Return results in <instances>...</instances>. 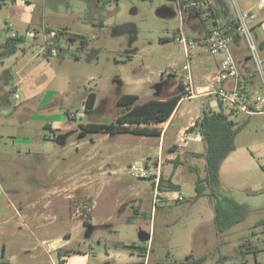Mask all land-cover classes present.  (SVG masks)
Wrapping results in <instances>:
<instances>
[{
    "label": "rangeland",
    "instance_id": "obj_1",
    "mask_svg": "<svg viewBox=\"0 0 264 264\" xmlns=\"http://www.w3.org/2000/svg\"><path fill=\"white\" fill-rule=\"evenodd\" d=\"M98 1L45 0L46 23L60 32L65 29L57 55L46 59L40 45L21 43L26 52L23 54L24 50L19 49L6 59L15 76L9 84L0 82V90L7 93L10 102L2 106L0 100V264H59L57 252L48 249L42 240L64 239L63 233L72 231L80 219L68 221L66 217L64 221H43L36 216V209L45 202L53 209L49 211L51 213L61 205L82 204L72 211L77 217L84 214L82 207L85 204H94L96 225H102L100 222L104 223L107 216H111V227L106 230L111 231L107 233L96 228L93 236L87 238L84 236L86 228L80 226L73 230L78 234L68 242L67 248L84 250L86 254L73 255L68 264H99L100 261L120 264L119 259L126 249L116 247L115 242L135 241L137 244L140 231L150 234V264H198L193 258L208 249L210 252L203 264H216L219 250L226 253L237 248L244 250L246 246L241 244H248L257 237L251 231H261L259 225L252 226V220L264 213H248L227 228L217 226L214 223V205H219L217 195H211L207 189L205 195L194 201L197 172L187 166L190 158L182 151L186 148L184 145L173 147L174 153L185 162L176 176L180 189L167 191L165 199L159 192L161 202L153 209V183L149 179L132 177L128 165L157 153H161L164 164L172 163L173 159L166 157L169 150L163 147L160 152L159 137L129 133L97 135L79 129L81 122H110L117 113L114 100L120 91L134 89L140 94L139 102H143L146 95H154L155 85L162 80L171 77L178 80L185 61L182 44L174 40L180 26L176 0H114L117 5L114 4L113 10ZM237 1L244 9V4L258 0ZM164 7L173 13L165 12ZM255 11L257 19L252 32L264 64V23L260 22H264V6ZM85 15L95 20L101 15L106 19V25H90L82 19ZM2 21L0 17V27ZM62 23L69 27H61ZM65 31L84 36L86 42L64 38ZM208 56L209 74L214 76L215 57ZM193 63L201 69L202 65L197 61ZM173 65L177 67V73L165 76V79L157 76L158 71ZM119 83L122 84L120 88ZM177 85L175 81L167 90L175 91ZM89 91H95L100 101L108 105L86 113L83 99ZM14 93L18 94L17 98ZM207 98L214 106H219L214 94H208ZM184 100L183 105L190 103L184 110V113L190 110V118L185 113L181 118L173 119V128L188 125L181 137L191 130L189 122L195 120L199 108L196 99ZM50 103L52 105L46 107ZM67 112L69 115L74 112V115L70 118ZM240 124L237 143L264 141V115ZM62 134L67 135L64 144L56 141ZM193 162L202 173L201 159H193ZM259 163L264 165V157L258 159ZM252 171L254 174L246 187L263 186L264 171L257 164ZM80 172L81 182L85 175L96 174V184L91 186L89 198L81 188L80 197L74 192V198L70 200L66 198L69 190L64 192V187L73 181H69L70 177ZM182 195L184 198L178 200L177 197ZM226 196L236 203H250L253 199L257 203L264 201V196L250 197L241 191L228 192ZM126 201L139 204L138 213L131 221L125 216L120 217L125 207L121 206ZM102 234L106 236L101 239ZM244 256V261L237 257L228 262L264 264V251L256 260L252 252Z\"/></svg>",
    "mask_w": 264,
    "mask_h": 264
},
{
    "label": "crops",
    "instance_id": "obj_2",
    "mask_svg": "<svg viewBox=\"0 0 264 264\" xmlns=\"http://www.w3.org/2000/svg\"><path fill=\"white\" fill-rule=\"evenodd\" d=\"M98 2H101L103 6H107L110 10H113L114 4H115V7L117 5L116 1L114 2V0H100ZM176 2L178 4L177 0ZM184 2H187V0H185ZM210 2L214 6L213 13H214V16H216L215 21L221 22V25L224 27L232 18V11L230 10L227 0H210ZM44 3H45V0H0V17L3 18V21L0 27V43H2L7 36L17 34V35L23 36L24 41L22 43H25V44L28 43L29 45L31 44L36 47L41 45L43 43V40L40 37L33 38L31 35H29V32L36 31L38 29H41L42 27L53 28L46 23L47 15L44 11V6H43ZM39 4H40V8L38 9ZM262 6H264V0H258L256 3L254 2V3H248V4L243 5L244 9H253L255 13H256L255 10L259 9ZM99 8L102 9L101 6H99ZM164 11L172 12V10L168 9V7H164ZM82 17H83L82 19L86 21L87 23H89L90 25L98 24L100 26H105L107 22L106 19H104L101 15L97 18V20L87 15L82 16ZM179 18H180V26L178 28L181 27L186 31V33L192 36H196V37L202 36L213 25L212 23L213 19H208L204 17L201 10H198L197 8H193V7L186 6L184 9L182 18L180 16ZM260 22L261 24L264 23L263 20L262 21L260 20ZM62 24L63 25H61V27H65V28L69 27L68 24H64V23ZM19 49H21L22 51L24 50L23 54L26 52L25 47L22 45H19ZM230 49H231L234 59L236 60L238 64V68L240 72L247 74L251 68V62L247 57V51H246V47H245L243 40L235 35L230 43ZM17 51L14 54H11V56L15 55ZM92 54H94V52H92ZM208 55L209 54L205 52L203 47H198L195 50V57L193 61L195 62L197 61L200 65H202L200 67L201 68L200 70L197 69L196 66L194 67V63L192 66L194 77H195V89L197 92L195 96L190 97L189 100L196 99V103L199 105L198 112L195 116L196 117L195 120L199 116L200 108H211L212 110H216V111L220 109V106L218 107L214 106L212 104V101L207 98L208 94L213 95L210 93L211 92L210 90L214 86H217L215 79H214L215 75L210 76L209 74L210 73L209 66L206 60V56ZM9 56L10 55L6 57H0V82H3V84L5 85L9 84L14 79V76H15L14 73L12 72L11 66L7 65L6 63V59H8ZM214 61H215L216 68H217V59L214 58ZM158 73L159 71L157 72V76H158ZM180 80L182 81V76H180L178 80H174L172 77L166 81L162 80L160 83L155 85L154 95L153 96L146 95V98L144 99V101L148 99H152V98L163 97L165 94L169 92L167 90L168 86L171 83H174L175 81H177L178 83ZM258 83L259 82L256 77L250 78L247 85H245V91L249 93L250 95H252L255 91L259 89ZM121 86L122 84L119 85V88ZM124 93L137 94L139 97V100L141 98L139 92L133 89L128 92H122V91L118 92L117 96L115 97V100L121 94H124ZM204 97L206 99L202 100V98ZM199 98L201 99L200 101H198ZM184 99L185 98H182L178 102L169 121H167L165 124L158 126V128H160L161 130L160 136H158L159 141L161 143L160 152L163 149V147H165L167 151L169 150V152H167L166 157L168 159H174L178 157V154L174 153V151H171L173 147L175 145H176L175 147H180L181 145H184L186 148H184V150L182 151L186 153V158H190V163L188 164L197 167L198 168L197 176L199 175L201 178H203L206 174L205 159L202 156H199V157L196 156V154L202 153L204 151V144L202 141V137L198 129L196 128V125L192 126L191 127L192 129L190 128L191 130L187 131L184 137H181V135L184 134V131L186 129L188 130L187 124L180 125L177 128L176 127L173 128V119L181 118L182 115H185V113L189 116V118L191 116V114H188L190 110L184 113V110L190 104L189 103V104L183 105V102L185 101ZM0 100H2L1 101L2 106H6L10 104L9 96L7 95V93L6 94L2 93L1 90H0ZM105 103L100 101V97L96 93V101H95L94 110L99 107L103 108L105 105H108ZM49 105H52V103L47 104L46 107ZM180 107H182L181 110H180ZM222 108L224 109V107ZM262 115H264V113L254 114L246 118L245 115H243L242 113H239L237 115L231 116V118L233 119V121L240 124L241 122L245 123L254 117H260ZM194 121H190L189 124L193 123ZM97 135H101V134H97ZM179 139L182 140L183 142L182 143L179 142L180 141ZM65 140H66L65 137L59 138L58 142L61 144H64ZM236 145H237L236 149L233 150L223 160L221 167H220L221 187L217 191V201L219 205H218V211H217V218H215V210H214V223L217 226L222 227V229L230 227L231 225L237 223L248 213H251V212H257V213L263 212L264 213V201L262 203L261 202L257 203V201L253 199L250 203H246V202L236 203V202H231L232 199L226 196L228 192H232V191L234 192L241 191L250 197H256L257 195L264 196V185L262 186L259 184H255L249 188L246 187L247 186L246 182L254 174L252 169L256 167V164L257 166L259 165V167H261L262 165L261 163L258 164V159L264 157V141H249L247 144H239L236 142ZM193 159H201L202 167L204 168V171L202 173H201L200 168L197 166V163L193 162ZM175 166L176 167L174 168L173 162L164 164L163 176L165 178H171L173 182L181 186V184L177 181L176 176H177V172L180 170V166L182 165L179 164ZM71 179H73V181L70 184H68L67 187H64V192L69 190L68 193H66V198L70 200L72 199V197L74 198V194H75L74 192H76L77 197H80L79 191L81 188H83V194L85 195V197H88V193H90L89 190L93 184H96L97 177H96V174H87L85 175L84 180L81 182L80 181L81 172H80L76 174L75 176H73V178L70 177L69 181ZM206 191L207 189H205L204 192L206 193ZM166 192L167 191L161 192V195H163L164 199L166 197ZM134 194L137 195V193H134ZM183 197H184L183 195L178 196L177 199H180ZM136 198H132V200L134 201ZM135 201H137V199ZM75 202L77 203L78 199H76ZM127 202L128 201L124 202L121 206V207L123 206L125 207L124 209H122V211L120 210L121 212L119 211L121 213L120 217L125 216L127 221H131L134 218V215L135 214L137 215L138 213L137 207H139V204H137L136 202L134 203L133 202L127 203ZM75 206H83V205L82 204L81 205L79 204L64 205V206L61 205L56 208L54 213H51L49 211H52L53 209H49V204L45 202L42 205V207H40L39 209H36V216L42 219L43 221H47V222H54L58 220L64 221L66 217H68V221L69 219L79 218L80 220L73 230H75L76 228L79 229L80 226L86 228L85 232L88 231L89 233H88V236L86 235L84 236L87 238L93 236L92 234L94 233V230L96 228H100L106 231L107 229L111 227V223H110L111 216H107L104 223L101 221L100 223H102V225H96L95 216H94V204L93 205L91 204L89 206L85 204L84 207H82V210H85L86 212L84 211L85 213L82 215L78 214V217L72 214V211H74L75 208H78ZM151 208L154 209L153 206H151ZM76 210L78 211V209ZM84 219H85V223L90 224V226L88 227L84 226ZM258 225L259 227H261L260 228L261 231H255V230L251 231V234L252 235L256 234L257 237L255 240L249 241L248 248L246 247L247 249L246 248L244 249V251L246 252L248 251L252 253L253 251H257L255 252V254H253L254 258H257L258 255H260V252L264 251V214L261 215L260 217L258 215L257 217H254V219L252 220V226H258ZM73 230L65 231L63 233L64 239H62L61 237V239L55 238V239H52L51 241L42 240V242L48 247V249L53 250V251H56L57 248L62 247V246L67 247L68 242L76 234H78L77 232L73 233ZM108 231H111V230H108ZM108 231H106L105 233H107ZM105 236L106 235L102 234V236L100 235L99 237L102 239ZM149 240H150V236H149V239L147 240V243H143L139 240V243L136 244V245L146 246L148 250L146 254L141 255V254H138L137 252L132 253L128 250H124L122 254L123 256L120 257L119 259L120 264L140 262L141 259L146 261L145 264H150L149 258H150V255L152 254V251L148 243ZM123 242L127 244L135 243V241H130L129 243L126 241H123ZM253 245L255 246L254 249L252 248ZM240 250L241 248H237V250L232 251L231 253H226L224 252V250H219L217 261L221 259L222 262H219L216 264H229L228 262L229 259L237 258V257L241 259L242 261H244L245 253L241 254ZM79 251L81 253L72 252L70 256L67 257L64 264H68L73 255L75 256L78 255L77 257H80L82 254H86V251L84 250H79ZM209 252L210 251L208 249L207 252L204 251L200 253L199 256L208 254ZM104 258L107 259L106 256ZM102 262L103 261H100L99 264H106Z\"/></svg>",
    "mask_w": 264,
    "mask_h": 264
},
{
    "label": "trees",
    "instance_id": "obj_3",
    "mask_svg": "<svg viewBox=\"0 0 264 264\" xmlns=\"http://www.w3.org/2000/svg\"><path fill=\"white\" fill-rule=\"evenodd\" d=\"M184 1L185 0H181L182 3ZM210 10L213 13V4H210ZM215 17L216 16H214L213 14L211 15V18L213 19V25L220 26L222 31L226 34H230L233 37L236 35L234 30L233 18H231V20L223 27L221 25V22L215 21ZM45 30L47 32H56V46L60 49L59 40L63 30L65 29H60L62 30V32H60L59 30L46 27ZM64 34V38L70 40L78 39L81 41V43L86 42L85 37L82 35L68 31H65ZM23 39L24 38L22 35L17 34L7 36L5 40L0 43V57H6L8 55L14 54L19 49V45L24 41ZM46 59H48V57H46ZM248 81L249 79L245 82L246 85ZM184 93V86L181 80L178 82L177 90L168 92L163 97L152 98L143 102H139V97L137 94L124 93L115 100L114 105L115 108L117 107V113L113 116L110 122H85L78 124V126L79 129L82 130V132L110 134L112 136L122 133L152 137L160 136L161 130L160 128H158V126L169 121ZM95 101L96 92H87L83 99L84 111L86 113H91L94 110ZM219 106L220 109L217 111L212 110L211 108H200L199 116L195 120L196 128L198 129L204 144V151L202 153H197L196 156L204 157L206 174L203 178H201L199 175L196 178L194 201L199 197L205 195V189H209L211 195H217V191L221 187V164L223 160L237 147L236 135L241 127V124L233 121L230 114L226 113L220 104ZM66 115L70 117L69 112H67ZM171 151H175V149L173 148ZM173 163L175 165H178L184 164L185 162L181 161L178 156L173 159ZM187 166L189 167V169L195 172L198 171V168L195 166H192L190 164H188ZM261 168L262 170H264L263 165H261ZM179 189V184L173 182L171 178H165L162 175L158 184V191L160 193L163 191H172ZM183 198H180L178 200H182ZM214 209L215 218H217V203L214 205ZM84 226H90V224L85 223V219ZM143 243H147V241ZM114 245L118 248L126 249L132 253L137 252L141 255L146 254V252L148 251L146 246L136 245L135 243L127 244L123 241H117ZM244 245L248 248L247 245H249V243L241 244V246ZM252 248H255V246L253 245ZM56 252L59 258V264H64L65 260L70 256L72 252L81 253L79 250H70L65 246L57 248ZM247 252L243 249L240 250L241 254ZM255 252L257 251H253V254H255ZM190 256L192 255L190 254ZM207 257V254L198 256L196 258H193V262L203 264L207 260ZM219 262H222V260L220 259L216 261V263Z\"/></svg>",
    "mask_w": 264,
    "mask_h": 264
},
{
    "label": "built area",
    "instance_id": "obj_4",
    "mask_svg": "<svg viewBox=\"0 0 264 264\" xmlns=\"http://www.w3.org/2000/svg\"><path fill=\"white\" fill-rule=\"evenodd\" d=\"M177 1L181 18L186 6L201 10L204 17L208 19H212L211 15H214L210 10V0H187L183 3L181 0ZM228 5L232 11L235 34L245 44L251 68L247 74L240 72L230 49L233 36L224 33L220 26L212 25L202 36L198 37L186 33L180 27L174 35V40L182 44L185 58L180 68L185 92L182 98H190L196 94L194 92L195 77L192 66L196 48L203 47L207 54L217 59L216 74L214 76L217 86H214L210 93L215 95L217 102L224 107V110L230 116L242 113L247 118L254 114L264 113V64L252 32L257 16L253 9H242L237 0H229ZM29 35L33 38H42L43 43L40 48L41 54L45 58L57 55L56 32H47L45 27H42L36 31H30ZM173 73H177V67L174 65L160 70L158 76L162 78ZM252 76L257 78L259 89L250 95L245 91V82ZM14 97L17 98L18 94L14 93ZM71 115H74V112ZM191 126H195V121L191 123ZM163 166L164 159L161 153H157V155L141 162H132L128 165L129 174L132 177L149 179L153 183V207L161 202L158 184L163 175Z\"/></svg>",
    "mask_w": 264,
    "mask_h": 264
},
{
    "label": "water",
    "instance_id": "obj_5",
    "mask_svg": "<svg viewBox=\"0 0 264 264\" xmlns=\"http://www.w3.org/2000/svg\"><path fill=\"white\" fill-rule=\"evenodd\" d=\"M88 231L85 232V235L88 236ZM149 233L145 232V231H140L138 234V238L141 242H146L149 239ZM128 264H145L144 261H140V262H132V263H128Z\"/></svg>",
    "mask_w": 264,
    "mask_h": 264
},
{
    "label": "flooded vegetation",
    "instance_id": "obj_6",
    "mask_svg": "<svg viewBox=\"0 0 264 264\" xmlns=\"http://www.w3.org/2000/svg\"><path fill=\"white\" fill-rule=\"evenodd\" d=\"M129 29H131V28H129ZM66 136H67V135H63V134H62V135H60V136L57 137V140H56V141H59V138H64V137H66Z\"/></svg>",
    "mask_w": 264,
    "mask_h": 264
}]
</instances>
